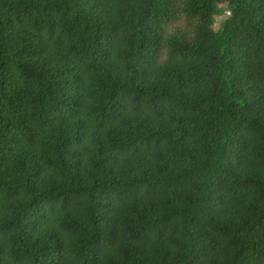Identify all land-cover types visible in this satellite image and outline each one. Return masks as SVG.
Here are the masks:
<instances>
[{
  "label": "trees",
  "instance_id": "trees-1",
  "mask_svg": "<svg viewBox=\"0 0 264 264\" xmlns=\"http://www.w3.org/2000/svg\"><path fill=\"white\" fill-rule=\"evenodd\" d=\"M263 201L264 0H0V264H264Z\"/></svg>",
  "mask_w": 264,
  "mask_h": 264
},
{
  "label": "clouds",
  "instance_id": "clouds-1",
  "mask_svg": "<svg viewBox=\"0 0 264 264\" xmlns=\"http://www.w3.org/2000/svg\"><path fill=\"white\" fill-rule=\"evenodd\" d=\"M250 220L259 230L264 231V201L260 205H252L247 209Z\"/></svg>",
  "mask_w": 264,
  "mask_h": 264
},
{
  "label": "rangeland",
  "instance_id": "rangeland-1",
  "mask_svg": "<svg viewBox=\"0 0 264 264\" xmlns=\"http://www.w3.org/2000/svg\"><path fill=\"white\" fill-rule=\"evenodd\" d=\"M160 62H162V63L168 62V59H167L166 57H162V58L160 59ZM224 255H225V256H233L234 253H233V252H227V251H224Z\"/></svg>",
  "mask_w": 264,
  "mask_h": 264
}]
</instances>
